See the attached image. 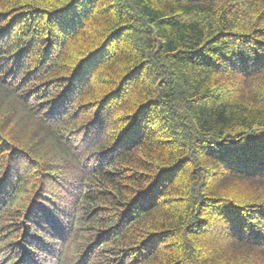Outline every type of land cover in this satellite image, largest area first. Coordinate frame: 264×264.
<instances>
[{"label": "trees", "instance_id": "trees-1", "mask_svg": "<svg viewBox=\"0 0 264 264\" xmlns=\"http://www.w3.org/2000/svg\"><path fill=\"white\" fill-rule=\"evenodd\" d=\"M0 264H264V0H0Z\"/></svg>", "mask_w": 264, "mask_h": 264}]
</instances>
